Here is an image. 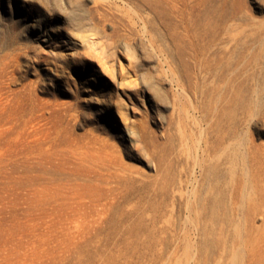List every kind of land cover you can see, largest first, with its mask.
<instances>
[{"label":"rangeland","instance_id":"374dc122","mask_svg":"<svg viewBox=\"0 0 264 264\" xmlns=\"http://www.w3.org/2000/svg\"><path fill=\"white\" fill-rule=\"evenodd\" d=\"M0 264H264V0H0Z\"/></svg>","mask_w":264,"mask_h":264}]
</instances>
